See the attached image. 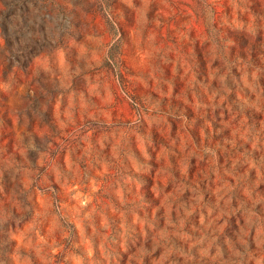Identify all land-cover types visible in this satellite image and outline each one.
Returning a JSON list of instances; mask_svg holds the SVG:
<instances>
[{"label":"rangeland","instance_id":"1","mask_svg":"<svg viewBox=\"0 0 264 264\" xmlns=\"http://www.w3.org/2000/svg\"><path fill=\"white\" fill-rule=\"evenodd\" d=\"M260 35L264 0H0V264H264L225 228H264V109L213 111Z\"/></svg>","mask_w":264,"mask_h":264},{"label":"flooded vegetation","instance_id":"2","mask_svg":"<svg viewBox=\"0 0 264 264\" xmlns=\"http://www.w3.org/2000/svg\"><path fill=\"white\" fill-rule=\"evenodd\" d=\"M258 37V43H248L250 50L249 59L259 70L264 71V37L263 35ZM247 74L249 75L250 73L248 72ZM260 75L261 74L258 76V80H260L261 83L260 88L254 90L248 88L239 89L241 94L244 95V93H246L250 96V104L248 106L238 105L235 103V100L229 99L227 100V104H222L220 107L213 108L218 123L221 125H230L234 128L237 126V122L234 119L237 114L264 109V78ZM236 215L229 217L228 220L225 221V228L228 230V234L230 233L232 239L241 236L245 241H251L253 244L252 257L264 260V228L262 227L259 230H254L251 226L252 222L245 221L242 217Z\"/></svg>","mask_w":264,"mask_h":264},{"label":"trees","instance_id":"3","mask_svg":"<svg viewBox=\"0 0 264 264\" xmlns=\"http://www.w3.org/2000/svg\"><path fill=\"white\" fill-rule=\"evenodd\" d=\"M118 46H119V44L116 43V44L112 45L108 50V56H109L110 60H112V63H115L114 57H115V53L117 52Z\"/></svg>","mask_w":264,"mask_h":264}]
</instances>
